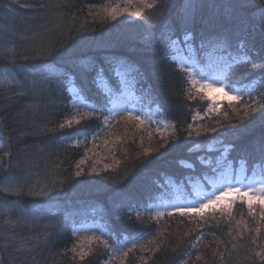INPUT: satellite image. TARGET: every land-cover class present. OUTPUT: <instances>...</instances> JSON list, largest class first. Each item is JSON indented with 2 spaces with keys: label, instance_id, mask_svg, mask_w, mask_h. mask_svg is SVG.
Listing matches in <instances>:
<instances>
[{
  "label": "trees",
  "instance_id": "trees-1",
  "mask_svg": "<svg viewBox=\"0 0 264 264\" xmlns=\"http://www.w3.org/2000/svg\"><path fill=\"white\" fill-rule=\"evenodd\" d=\"M153 2L0 0V69L12 77L0 84V264H107L109 250L99 241L85 245L93 251L83 260L69 251L91 236L111 247L138 242L116 264H261L256 253H264V221L258 203L251 216L238 200L231 218L208 211L206 223L176 212L157 217L152 206L178 187L209 184L218 166L202 156L216 155L206 149L212 142L230 146L226 160L236 167H262L264 3L155 0L156 7H144ZM114 7L142 15L113 21L106 9ZM185 31L192 32L197 49L202 39L216 45L199 53L200 63L235 56L226 79L248 94L215 116L206 114L207 97L190 87L185 71L170 59L166 37ZM245 54L252 63L240 65ZM117 62L173 130L162 134L128 120V114L107 122L111 98L123 87L112 71ZM73 82L85 105L75 102ZM248 105L256 111L248 109L245 117ZM89 111L92 116L80 124L60 129ZM93 221L99 225L90 227Z\"/></svg>",
  "mask_w": 264,
  "mask_h": 264
},
{
  "label": "snow or ice",
  "instance_id": "snow-or-ice-1",
  "mask_svg": "<svg viewBox=\"0 0 264 264\" xmlns=\"http://www.w3.org/2000/svg\"><path fill=\"white\" fill-rule=\"evenodd\" d=\"M262 3H264V0H262ZM25 7H30L29 5H24ZM157 4L154 0L153 3H145L144 7L151 9L156 7ZM108 17L116 21L119 17L124 16L127 14L128 16H136L139 17L142 15L141 11L132 12L129 11L127 8H123L121 11H117V8H112L110 11L107 10ZM260 15L264 16V6L260 8ZM167 48L169 50L170 59L177 63V67H179L182 71H185L186 73V80L189 83L190 87L192 89H195L196 93L202 92L204 89H208L209 91H215L220 92L223 94V96L228 100L229 105L231 106L232 102L239 103L243 96L240 94V90H236L235 92H232L231 90L225 91V85L221 84L219 87L214 86L213 83L209 82V78L206 74H202L200 72L194 71L193 69L200 64L199 60V53L206 48L210 46H216L212 45L211 41H205L201 40L200 47L197 49L194 46V37L191 31H185L182 35V37H175L173 33H170L167 37ZM187 60H194L195 63L192 66H189L188 63L185 61ZM238 63L240 65H246L248 63H252L250 58L245 54L244 56L239 58ZM253 68L256 67L255 64L252 65ZM233 67L232 64L228 65V68L231 69ZM128 69L117 62L113 65L112 71L116 76H119L122 72L127 71ZM104 75L103 68L99 69L96 76V82L99 83L100 78ZM199 85V86H198ZM70 88H75L77 91V95H80L82 92L81 89H79L76 84L73 82L70 85ZM189 95L191 93L189 92ZM85 98L86 97H82ZM194 98V97H193ZM209 100L212 101L210 104L208 111H216L219 112L220 105L215 102V99L211 96L207 97ZM264 106V105H262ZM252 112L256 111V107L253 105H248L246 107V110L244 111V116L247 117L249 115V110ZM225 118L227 117V113L224 114ZM264 115V113H262ZM92 112H86L81 117L72 116L70 119L66 120L65 123L60 124V129H64L65 127H71L73 123L80 124L81 119L85 117H91ZM203 118V117H202ZM107 120V117H105ZM128 120H138L139 123H144L143 120H140L139 116H132L129 115L127 117ZM175 126L173 125V128ZM189 129L196 132V135H200V131L198 129L193 128V126L190 124ZM212 131H216V129H211ZM189 135H191V131L189 132ZM107 143V141L105 142ZM230 146H226V149ZM262 152H264V145H262ZM150 153L148 150L145 151L144 155L148 156ZM85 163L84 159H81L79 163L76 165L77 171L75 172V176L79 177L82 175L83 169H81V165ZM246 163V162H245ZM262 168H264V163H262ZM108 166L105 165V170H107ZM92 171L99 175L96 168L93 167ZM43 194V193H41ZM231 197L233 199L229 200L228 198ZM237 200L240 203H246L248 208V214L249 216L253 215V204L258 203L260 205V220L264 221V181L261 182L260 187H256L253 185H245L242 181H237L236 183H229L225 184L221 188L217 189L215 192L209 194L208 196H200L199 200L194 203L186 204L183 206H177L175 209V212L178 213L180 216H188V217H199L201 223H206V217L204 216V213L206 210H212L213 214L216 211H219L222 216H228L231 218V211L233 205L237 202ZM223 205V207H221ZM157 217H162L164 215L163 212H157ZM168 216H173V212H168ZM214 218V217H213ZM239 223V222H238ZM256 233L259 234L260 229L257 227L255 229ZM197 239H200L199 237ZM95 241H99L100 244H102L106 249L109 250V252H117L121 251L120 247L117 246V248L113 249L109 243L106 240L101 239L98 236H91L88 237L85 240H80L79 243L75 246H73L69 251H71L75 256H78L80 260H83L86 256H89L93 249L91 247H88L87 250H85V245H91ZM148 243L154 244L155 240H149ZM253 244L256 243L255 240L252 241ZM136 247V244L133 243L132 247L128 248L127 251L123 252V255L126 257L128 253L132 252L133 249ZM143 247V246H141ZM156 251H159V248H156ZM217 253H213V256H216ZM257 257H260L261 264H264V253L257 252ZM201 257L197 256V260H200ZM221 259H223V256L221 255Z\"/></svg>",
  "mask_w": 264,
  "mask_h": 264
},
{
  "label": "rangeland",
  "instance_id": "rangeland-1",
  "mask_svg": "<svg viewBox=\"0 0 264 264\" xmlns=\"http://www.w3.org/2000/svg\"><path fill=\"white\" fill-rule=\"evenodd\" d=\"M233 57L228 58L227 56L221 55L211 56L206 60V63H200L193 70L206 74L209 78V82L213 83L214 86L219 87L223 84L226 86L225 91L231 90L235 92L236 90H240V94L245 97L248 93L244 92L243 89H238L236 87L232 88L225 76L229 69L228 65L231 63ZM185 62L188 63L189 66L195 63L194 60H187ZM10 75L8 70L0 69V84L11 81L12 77ZM120 78L123 84L122 91H120L119 94L113 95L111 98L107 122L117 118L119 115L128 114L139 116L140 120H143L145 124L149 126L153 125L155 129L162 134H167L174 129L173 124L157 109V107L149 106L147 102L142 100L137 91V87L129 80L125 72L120 74ZM71 91L75 98V102L85 105L83 99L77 95V91L74 88H71ZM202 92L206 97L211 96L215 99V102L220 105L219 111L228 103V100L220 92L209 91L208 89H204ZM207 100L210 106L212 101L208 98ZM208 108L206 110L207 115L215 116L218 114L216 111L209 112ZM206 149L210 152H216V155L212 156L206 153L202 157L205 158V161H215L214 163H217L218 166L215 170V176L209 178V184L207 185L206 183L198 181L191 185L190 190L184 187H178L170 194H167L168 196L164 195L163 198L159 199V201L155 202L152 206V211L155 216H157V212H163L164 215L170 211L174 213L177 206L197 202L200 196L206 197L225 184L242 181L245 185L261 186V182L264 181V168L257 167V169L255 168L249 172L244 164H239L236 167L233 163L226 160L227 150L221 142H212ZM228 199L231 200L233 198L229 197ZM221 207H223V205H221ZM208 211L212 210H206L205 213ZM97 225H99L98 221H93L89 224L90 227H95ZM133 243L137 244L138 242L129 240L124 243V245L120 246L121 251L114 253L109 252L108 260H106L107 264H116L114 261L116 260L115 258L126 251L125 249L132 247ZM112 248L115 249L117 247ZM119 258L120 257H118L117 260H119Z\"/></svg>",
  "mask_w": 264,
  "mask_h": 264
}]
</instances>
